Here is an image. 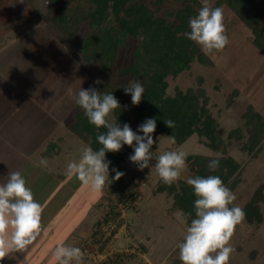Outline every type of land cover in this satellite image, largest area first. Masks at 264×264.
Instances as JSON below:
<instances>
[{
  "label": "rangeland",
  "instance_id": "374dc122",
  "mask_svg": "<svg viewBox=\"0 0 264 264\" xmlns=\"http://www.w3.org/2000/svg\"><path fill=\"white\" fill-rule=\"evenodd\" d=\"M54 1H56L55 5L51 6L50 0H0V15L3 13L0 17V20H3L0 25V38L7 41L12 40L15 34L23 32L28 26L32 25L33 28L37 25L38 27L41 26L39 29H42L43 34L49 36L48 39L56 40V43L53 44L56 50L62 52L66 58L71 59L73 69L79 72L81 81L88 82L89 88L96 85L94 83L96 80L101 81L100 86L112 87L114 91L129 86L132 80L128 74L123 73L129 59L128 52L125 49L118 52L116 60L109 70H104L98 64L89 63L84 59L80 49L82 46L80 42L89 31L86 23H82L81 31L76 36L63 30L62 22L59 19V15L62 13L61 9L64 6L73 10L82 5V0ZM135 1L144 3L154 16H162L168 21H171L172 18L166 16L167 12L175 13L182 8V1L177 0H129V3L133 4ZM199 1L202 4V0ZM217 1L219 0H209V5L213 7ZM257 1L264 8V0ZM219 7L223 10L229 44L223 51L205 55L200 46L195 43L199 51L211 61V66L199 63L197 55L194 56L188 69L175 77L168 76L166 78V94L174 95L176 91L185 92L187 89H196L200 86L208 98L206 108L211 116L217 120L219 130L225 138L230 130L242 127L244 120L241 116L249 107L258 112L264 119V55L253 46L252 32L242 24L229 7L225 4H221ZM112 18L110 16V19ZM261 23L264 26V16ZM32 34L34 33L32 32ZM198 78L201 80V85H199ZM129 98H131L130 95ZM68 125L66 124L69 128ZM154 140L156 143L150 149L153 160L150 161L149 168H145L143 171L138 170L137 166L129 161L130 155L125 160L124 165L127 170L124 175L125 193L135 194L136 200L128 209L124 210L122 227H119L114 241L113 248L123 254L120 264H182L179 254L174 255L173 251L180 241H183L186 227L189 225L182 224L177 219V213L180 211L172 209L173 200L171 197L165 193L155 192L160 180L154 168L155 157L165 151H183L186 153V157L189 155H217L200 143L195 133L181 145L169 143L167 136L162 134L156 136ZM62 141L63 139H58L50 143L58 144V149L53 150L57 156L61 151L60 143ZM63 143L73 145L70 154L59 158L49 173L66 172L69 161L79 160L85 144L74 137L69 138V136ZM260 145H262L261 150L255 157L253 153L257 152L259 145L255 146L252 153L240 150L236 143L227 148V155L232 157L241 167L240 182L233 192L236 199L232 206H239L243 209L259 187H262L264 196V139ZM65 151L68 152L66 149ZM29 172L27 169L21 173L26 185ZM44 172V170L40 171L39 177ZM190 176L191 172L186 162V167L179 179L186 182ZM67 178L73 181L74 190H83V192L66 194L64 196L65 201L55 204L56 207H52L53 202L50 203L47 200L48 196L44 193L48 189L44 188L46 190L43 195L39 190L36 191L35 200L44 209L41 234L26 250L11 253L0 261V264H54L51 254L54 245L47 241L50 237L47 228L59 222V218L63 215L65 221L71 222L75 218L74 215L78 214L77 208L81 214L90 210L91 201L94 203L92 212L96 217L93 220V222L96 221L94 224L97 225L103 220L108 210V197L112 194L111 190L105 185L102 197L97 198L96 201L95 198L98 197V193L91 191L75 178ZM49 200L51 199L49 198ZM116 204L114 203V206ZM259 211L262 217L260 223L250 224L244 220L236 227L230 241V246L235 251L231 254L229 264H264V203L259 204ZM67 225L69 226V224ZM96 225L93 226L90 235L80 240V248L86 239L92 236ZM136 245L137 247H135ZM138 247L143 248V250H139ZM42 248L44 250H41ZM89 258L93 257L88 255L83 257L87 264H94ZM97 262L98 264L101 263V261Z\"/></svg>",
  "mask_w": 264,
  "mask_h": 264
},
{
  "label": "trees",
  "instance_id": "16d2710c",
  "mask_svg": "<svg viewBox=\"0 0 264 264\" xmlns=\"http://www.w3.org/2000/svg\"><path fill=\"white\" fill-rule=\"evenodd\" d=\"M177 1H182V8L175 13L167 12L166 16L172 18L171 21L162 16H154L142 2L135 1L131 4L129 0H82V5L73 10L64 6L59 19L62 22V29L76 36L81 31L82 23H86L89 31L82 38L80 49L84 59L91 64H98L104 70H109L118 52L123 49L128 52L129 59L123 73L128 74L132 81L142 82L145 91L140 103L133 106L129 95H125L124 88L114 91L112 87L104 88L99 84L92 86L98 92L111 93L118 99L121 107L110 114L109 120H115L121 128L127 123L135 132L146 119L154 118L156 129L152 134L153 139L159 134L167 137L174 136L177 145H181L192 134H197L200 143L217 155L187 156L190 178L216 175L234 192L240 182L241 167L227 155V148L236 143L240 150L252 153L255 146L259 145L257 152L253 153L255 157L261 150L260 143L264 139V119L249 107L241 116L244 120L242 127L230 130L223 138L217 120L206 108L208 98L200 86L196 89H187L185 92L176 91L174 95L166 94V78L175 77L188 69L194 56L197 55L199 63L207 66L212 64L199 51L195 42L187 39L185 35L190 31L189 19L198 15L203 5L199 0ZM55 2L50 0L51 6H54ZM221 4L227 5L242 24L252 32L253 46L264 55V26L261 23L264 8L257 0H219L213 8ZM110 16L113 18L110 19ZM198 82L201 85L200 78ZM78 111L74 122L68 125L69 129L93 151L99 150L101 145L96 137L98 132L104 133L106 129L97 130L88 122L83 110ZM168 119L174 121V128L166 127L164 120ZM137 134L143 135L139 132ZM132 154V147L127 145L118 152L106 153L105 158L111 161V164L109 180L105 185L112 194L108 197V210L103 220H107L113 214L112 210L116 207L114 203L120 202L128 195L125 193L124 175L127 170L124 164L127 156ZM212 159L219 160V168L216 171H210L208 168ZM113 168L124 173L119 180L112 179L115 176ZM155 192L165 193L171 197L172 209L191 213L187 221V225H190L191 219L195 218L196 197L187 182L179 179L169 186L160 179ZM260 203H264L262 187L254 192L250 201L243 207L246 214L245 220L248 223L261 222ZM99 224L100 222L96 226ZM173 254H179L178 247ZM120 263L116 258L114 264Z\"/></svg>",
  "mask_w": 264,
  "mask_h": 264
},
{
  "label": "clouds",
  "instance_id": "9594fccd",
  "mask_svg": "<svg viewBox=\"0 0 264 264\" xmlns=\"http://www.w3.org/2000/svg\"><path fill=\"white\" fill-rule=\"evenodd\" d=\"M203 6L198 15L189 19L190 31L186 38L198 44L205 55L223 51L229 44L224 25L223 10L211 7L209 0H202ZM95 84H100L96 80ZM143 83L139 80L124 87L125 95L131 96V103L136 106L144 94ZM67 95L75 105L83 110L88 122L96 127L106 129L97 134L99 150L93 151L84 146L79 160L69 161L66 173L86 185L91 191L100 193L109 180V165L106 153L118 152L124 145L132 147L133 154L128 157L138 170L149 168L153 160L152 148L156 141L152 134L156 129V120L148 118L133 131L125 123L121 128L115 120H109L110 114L119 109L118 99L111 93H101L95 88H80L74 92L71 88ZM166 127L174 128L171 119L164 120ZM143 133L139 135L137 133ZM169 143L175 144V137L168 136ZM40 166L47 168L48 161L41 158ZM186 167V153L183 151H165L155 157V172L162 182L171 186L177 181ZM208 168L216 171L219 160L212 159ZM115 172L113 180H119L124 173ZM196 197L194 202L195 218L186 227L183 241L177 245L182 264H229L231 254L235 251L230 246L236 227L245 220V212L239 206H231L235 194L216 175L196 176L187 179ZM43 206L33 196L26 181L19 171H9L6 182L0 183V261L11 253L23 252L32 245L42 231ZM191 213H177V219L187 224ZM54 264H83L84 253L79 247L60 243L51 250Z\"/></svg>",
  "mask_w": 264,
  "mask_h": 264
},
{
  "label": "crops",
  "instance_id": "0c3cea01",
  "mask_svg": "<svg viewBox=\"0 0 264 264\" xmlns=\"http://www.w3.org/2000/svg\"><path fill=\"white\" fill-rule=\"evenodd\" d=\"M31 26L15 34L12 40L0 38V183L6 182L9 171L22 173L28 169L26 186L31 189L34 199L39 190L42 195L45 193L48 196L50 203L53 202L51 206L56 207L55 204L65 201L66 194L83 192L74 190L73 181L67 178L66 172L49 171L59 158L70 154L73 145L63 143L68 136L84 144L66 126L74 122L79 112L67 90H87L89 85L81 81L71 59L56 50L53 45L56 40L48 39L49 36L39 29L41 26ZM58 139L63 141L57 156L58 144L50 143ZM44 150L46 157H42ZM41 158L47 159V168L40 166ZM42 170L45 172L39 177ZM102 194L103 191L97 194L96 201ZM90 204V210L84 214L77 208L78 214L71 222L65 221L63 215L59 222L48 227L49 244L64 243L80 248V240L90 235L96 225L92 212L94 203L91 201ZM85 261L83 259V264H87Z\"/></svg>",
  "mask_w": 264,
  "mask_h": 264
},
{
  "label": "built area",
  "instance_id": "2783aa9c",
  "mask_svg": "<svg viewBox=\"0 0 264 264\" xmlns=\"http://www.w3.org/2000/svg\"><path fill=\"white\" fill-rule=\"evenodd\" d=\"M135 200V194H128L118 202L112 210L113 214L107 220H102L94 229L92 236L87 238L81 246L84 255L93 257L89 258L92 263L98 264L97 261H101L100 264H114L116 258L122 262L123 254L113 248L114 241L124 220V210L128 209ZM139 250H143V248H139Z\"/></svg>",
  "mask_w": 264,
  "mask_h": 264
}]
</instances>
